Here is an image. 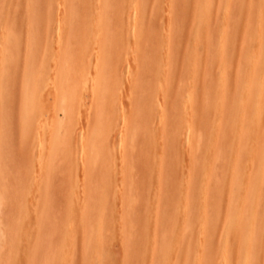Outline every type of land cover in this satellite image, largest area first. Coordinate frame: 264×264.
<instances>
[{
  "label": "rangeland",
  "instance_id": "1",
  "mask_svg": "<svg viewBox=\"0 0 264 264\" xmlns=\"http://www.w3.org/2000/svg\"><path fill=\"white\" fill-rule=\"evenodd\" d=\"M57 1L58 0H32L31 2V0H0V55L3 57V47L9 49V47L15 46L17 51H20L18 53L20 56L16 51V58L18 55L20 59L19 67L16 66L18 65L16 64L17 61L13 66L12 64L7 65L9 68H7L8 71L6 70V73H4V76H6L4 77V81H2L3 88H0V264H112L111 262H113V264H162V261L170 257L168 251L171 248H179L185 251L184 256L189 260H184L183 264H187L186 261H188V264L192 263L193 258L198 256L201 251L206 254V258L203 261L204 264H221L224 258L223 252L225 248H228L231 252L228 264H240V262L243 264L242 259L247 251V246L253 245L256 242L251 239L249 243H243L242 252H240L238 250L239 247L234 244L232 239L229 241V235L230 233H238L239 235L249 236L251 226L256 217L264 227V180L260 181L257 184L258 186L249 192L250 202L252 204H237L234 207L230 205L228 198L229 188L232 187L234 191L232 192L235 193L237 190V180L232 179L231 173L232 169L230 163H232V157L229 159V153L232 146L231 144H227L225 139H222L223 144L220 142L216 156L212 159V161H214L212 164L210 163L212 165V167L210 166L211 173L207 175L204 171L205 156H209L212 153L208 147L211 139L210 122L216 124L224 121L222 119L223 116L221 118L219 115L220 110H213L210 108L206 111L204 116H197L195 119L194 130L197 135L201 132L199 135L201 137L200 141L202 142L197 141L198 144L201 143V147L198 149L199 154L195 166L197 171L193 179L195 182L192 181L193 187L186 186V183H188L187 177L190 178V175L193 173L191 161V144L193 139L190 140L187 138L189 134L187 135L188 132L186 126H184V130L182 129V133L179 136L180 140L178 139L176 143L177 149L174 148L178 150L176 152V158L174 159L170 152H166V130L164 129L166 125L164 124L163 126L164 122L160 124L158 115L155 114L157 109L154 108V105L149 103L150 100H147L149 105H145L146 102L144 98L141 97L137 99L139 104H142V107L147 106V112L145 113L154 115L153 121L150 124L153 133L147 138V140L154 141L148 153V171L147 169H142L141 164L145 160L142 158L145 152L142 147L140 149L138 144L136 148L137 153H134V157H130V159H132H129L127 164V168L129 164L130 166L132 165L128 171L132 170L131 172L127 171L125 168L126 162H124V159L121 157L123 151L120 147L121 141L119 142L121 138H117V133L123 130L125 124V122L122 121L123 113L129 117L128 121L133 122L137 120V115L133 114L131 116L130 112L132 108L130 103L133 91L130 82L126 83L124 79V75L126 76L127 73L130 77H126L128 79L131 78V82L137 75L143 78L146 77L144 83L149 87H154V89H159V82L165 87L168 81H175L172 82L174 83V94L172 93V95L169 96V98L171 97L170 99H168L167 96V102L168 100L170 102L175 100V92H177V89H193V94L195 95V109H192V113L195 111L198 113L199 111L197 109L206 104L205 101L208 100L215 103L214 100L218 98V93L215 92V90L212 91L213 86L211 83L214 84L219 80L221 68L220 55L224 54L225 51L227 52L226 59L229 60L230 64L226 69L225 78L228 81V85L231 86L233 90L238 84L237 80L239 77L237 73L242 59V51L245 49L244 45H246V47L247 45H255L254 39L249 35L251 30L250 23L253 24L255 22L256 14L254 10H264V0H231L230 5H228L226 0H211L208 24L202 33L199 31V23L203 10H197L196 13L193 12L195 6H197L196 0H183V2L182 0H74L72 2L71 0H65V3L63 2L62 4L64 7L66 5V8L60 5L62 2L61 0L59 3ZM135 1H138V3ZM49 2H51V4ZM184 2L185 4H182ZM113 3L115 4L114 10L103 15V6L109 7V5ZM35 5L37 11H40L38 14H35L37 12H35ZM183 5H185L184 10L182 8ZM167 6H170L169 11L164 10L165 8L169 9ZM228 6L230 8L226 9ZM43 7L46 11L42 9ZM98 7H101V10L98 9ZM40 8L42 10H40ZM70 8L74 10V13L73 16H71L70 25H68ZM219 8H221L220 12L217 13ZM64 10H66L65 19ZM49 11L53 13L51 14V21L48 19ZM29 14L31 15L29 16ZM133 14L134 16L136 15V20L139 18L136 21L137 23L133 20ZM44 15L47 18H45ZM100 19H102L101 22ZM104 20H107L105 21L107 23H104ZM13 22L14 24H12ZM9 24L13 25L11 28L13 27L15 33L13 31V33L11 32L12 29ZM178 25H180V27L182 26V31L179 30L180 27H178ZM225 25H227V27H225ZM134 27L136 31L132 30ZM163 29H165L166 32ZM254 29L255 27L252 28L251 32H253ZM132 31L137 35L134 36L135 34H133ZM7 33L8 35L5 36ZM66 33L68 34L66 35ZM164 34H166V36L168 35L167 38L168 40L170 39L169 41L166 40V36L164 38ZM1 35L3 36L1 37ZM113 35L114 37H112ZM132 35L134 38L136 37L135 40ZM224 36L228 41V45L223 44ZM95 37H98L99 40ZM145 39L148 41L147 43H144L146 42ZM2 40L4 42H1ZM104 40H106L107 43L105 44L106 48L104 47L106 49L105 52L109 56L112 55L113 57H111L113 60L117 61H115V72L120 82H122L121 89L117 91L116 105H113V102H111L108 108L110 109L109 111L119 110L120 113H118L121 118H118L119 120L121 119V122L118 121V125H114L111 131V138H114V141L111 139V145L114 149L111 146V151L107 155L112 159H109L112 161L111 171H108V167L100 165L97 167L98 174H92L88 169L82 167L84 163L82 162V155L80 154L83 151L80 148L83 146L82 140H84V142L87 141L88 135L91 134L90 132L86 134L87 130H93L92 128L96 124L97 118H99L97 104L95 103L94 105V102H97L95 99L96 96L92 94L93 90L88 88L91 87L90 85H88V87L85 86L86 89L83 85L81 87L79 86L81 88L80 93H82V101H79V105L81 103L80 113L78 112V114L67 120V113L63 112L58 106L55 108L56 104H54V99L57 83L54 85L53 82L54 80L57 81V78L59 79V75L62 73L58 84V86L60 85L59 90H62L61 93L64 92L62 94H64L67 99H70L72 86L74 87L76 82L80 85L78 79L81 78L80 80H82L83 78L85 79V77L87 79V76L89 78L90 74V76L93 75L92 70L96 68L94 67V61L96 59L95 54L96 56H98L97 54H99V56L103 54L101 52L104 50H102L103 44L100 42ZM75 41L77 43L80 42L81 46L85 47L86 54L84 56L85 58L88 56V58L84 62L86 63L90 60L87 62L89 63V71L87 70L85 73L78 76L76 75L79 55L76 50L79 49V47H75ZM95 42L97 47L94 46ZM131 42L134 44V49ZM195 42H197V44ZM164 43L166 44L164 45ZM117 44H119V47ZM152 44L155 45V47ZM58 45L60 48L64 45L63 48L66 49V56H68L67 58L65 56L63 67L61 66L60 68L62 71L59 70L57 72V68L55 67H57V57L59 53ZM196 45H198V48ZM136 46L138 50H136ZM173 46L174 48H172ZM223 46L226 47L225 50H222ZM18 47L21 48L18 49ZM187 48L188 50H186ZM130 49L131 51H129ZM155 49L157 52H154ZM117 50L119 55H117ZM132 51L133 54L137 56H134L137 59L136 61L132 53L130 54ZM198 51L199 54H197ZM254 51L258 53L262 50L257 48ZM145 52L147 56H155V53L157 56L158 53L157 57L160 64L164 68H167L166 70L170 71V73L168 72V74L166 73L164 75L167 82L165 79L157 80L158 77L152 75L153 71H155L154 68L144 67L142 65L141 57ZM193 53L196 57L193 56ZM187 54L188 58L186 59L185 55ZM129 56L130 59H134V61H130ZM190 56H192L191 58H195L194 61L196 64V67L194 63L191 67L193 69L192 74L191 71L189 72L187 70V62L191 59ZM2 57H0V61L2 60V62H0V70L3 71ZM211 58H213V61ZM176 59L178 60V65ZM210 59L211 61H209ZM41 62H48L49 64L47 70L50 81H48L49 87L47 85V87L44 88V91L48 90L46 92L48 95L45 96V99L43 98L45 94H42L43 96L41 97H36L38 94L35 92L33 96L34 88L32 87V81L37 74L41 79H45L46 77L45 72H43L44 68L39 71ZM51 62H53V68L50 66ZM247 63L251 64L252 60L249 58ZM209 64H211L209 67L210 69L207 68ZM81 65L83 64H79L80 68ZM14 66H16L18 70ZM262 67L264 70V63ZM66 68L68 69L66 70ZM90 69H92V72H90ZM207 69L210 71L207 75L211 74L212 76H207L210 78L209 80H207L205 74L208 72ZM126 70H128L127 73ZM94 71L96 72V69H94ZM130 71L131 73L129 74ZM211 71L213 72L211 73ZM86 72L89 74L87 75ZM172 72H174V74ZM120 73L123 76H121ZM135 73L137 75H135ZM54 77L56 78L54 79ZM148 80H150V82ZM191 80H193V84H189ZM210 80L211 83H209ZM170 82H168V84ZM9 84H11V86ZM124 84H126V87L122 90ZM127 87H130V90H128L129 88ZM257 93L259 92L254 90V96H256ZM32 97H36L37 99L34 98L35 100H31ZM42 98L44 101L46 100L45 102L47 104ZM40 99L44 102L43 106H41L42 101H40ZM93 99H95V101ZM24 101H26L25 104H29L30 101H34L32 103H36L35 101H37V103L39 102L38 104L41 105L38 106V104H36V106L42 109V111L39 109L41 113L39 114L35 112V110H28V112L23 115L25 108ZM160 101L161 103H163V101L165 103L163 95H160L159 103ZM239 101V97H231L229 102L232 106L226 111L228 114L227 116L231 117L230 120L233 119L236 125L237 123L239 124L241 116L246 112V109L238 105ZM51 105L56 109V112L52 109ZM252 105H255V101H249V106ZM44 106L45 108L48 107L47 110H50V116L49 112L45 113L47 111L46 109L43 111ZM211 106L213 105L209 104V107ZM262 107L263 108L260 110H262L264 115V106ZM121 110H124V112ZM185 110L186 109H183L181 106L178 111L176 110L175 117L177 119H183L182 121L186 125L189 123L188 116L191 118L192 113L190 114V109H187V118ZM43 112L45 114H43ZM54 112H58L57 116ZM222 113H225V111ZM47 115L50 117L49 120ZM63 118L65 122L67 120L70 132L75 134L73 142L76 143L77 140L76 144L72 143L70 146L68 145L70 148L61 145V138L66 135V130L59 129L58 124H60ZM26 119H28L29 123L27 122V124H24L23 121L26 122ZM42 119L44 121H42ZM50 119L51 122H49ZM48 122L51 123L50 126ZM52 125H54L56 129L55 133H53L54 129ZM48 127L52 132L51 130L49 131ZM159 127H161L160 132L158 130ZM183 132H185L184 135ZM82 134H86L85 137ZM80 135L81 140L79 137ZM182 135L184 138L181 139V137H183ZM201 135H203V137ZM76 136H78V138ZM82 136L86 139H82ZM228 140L229 142L231 141L230 139ZM186 141L190 143V147L185 143ZM179 144L181 145L180 147ZM160 147L162 149L164 148L162 152H160ZM188 150H190V154ZM54 151L58 154H56V156L54 154L50 157V154L52 152L54 153ZM187 151L189 158L185 157ZM239 151L240 158L246 159L251 150L249 147H246L245 149H239ZM75 156L78 157L76 158ZM105 156L106 155H104L102 159H104ZM107 156L106 158H108ZM162 156L163 158H161ZM165 158H167L166 161L169 160L165 162V165L163 164L162 167L160 166L161 169H159L158 165L160 164V160ZM79 159H81V161ZM209 159L210 158H208V160ZM132 160L133 162H131ZM186 160L190 162V165H186ZM81 162L83 164H81ZM215 162L217 163L215 164ZM256 183L257 182L252 185ZM186 189H190L191 194L194 192L191 195L192 202L190 204L183 203L182 196H184ZM164 190L167 193H165ZM237 192H240V190ZM129 195H133L134 198L132 197L133 199H131L135 202L132 201L131 203L128 201L130 199ZM127 201L129 203H127ZM239 220L241 221L240 227H233L232 230L227 228V225L236 224ZM262 233V251L260 253L262 259H264V228H262ZM94 238H97L100 243L102 241V247H99V243L95 241L96 239L93 240ZM201 245L203 248L202 250L200 249ZM127 250H130L129 254ZM234 250L238 251V254L240 253L237 260L234 258ZM156 253L158 255L160 254L161 257L155 258L157 255ZM132 254H135L136 258ZM127 258L129 259L127 260ZM156 259H158L157 262H155ZM173 259L174 261L176 260L175 256H172V260ZM172 260L171 263H174Z\"/></svg>",
  "mask_w": 264,
  "mask_h": 264
},
{
  "label": "bare ground",
  "instance_id": "2",
  "mask_svg": "<svg viewBox=\"0 0 264 264\" xmlns=\"http://www.w3.org/2000/svg\"><path fill=\"white\" fill-rule=\"evenodd\" d=\"M59 1L60 0H58L57 2L59 3ZM62 1V2H61ZM60 2V5H62V7H64L63 6V2L65 1V0H61ZM72 1H74V0H71V2ZM186 1V0H185ZM197 1V6H195V8H194V13H196L197 12V10H203L202 12V16H200V23H199V31L202 33L204 30H205V28L207 27V24H208V14H209V11H210V2H211V0H196ZM227 1V3H228V5H230V3H231V0H226ZM31 2H32V0H31ZM70 2V3H71ZM135 2H137L138 3V1H135ZM169 2H171V1H169ZM182 2H183V0H182ZM50 4H51V2H49ZM58 3H57V5H58ZM65 3V2H64ZM97 3H99V2H97ZM115 3V2H114ZM111 4V5H109V7L108 6H103V11H102V13H103V15H105L107 12L109 13V11H111V10H114V5L115 4ZM49 4V5H50ZM95 4V3H94ZM134 4V3H133ZM182 4H185V2L184 3H182ZM33 5V4H32ZM93 5V4H92ZM136 5V4H135ZM167 5H171V4H167ZM47 6V5H46ZM59 6V5H58ZM99 6V5H98ZM101 6V5H100ZM50 7V6H49ZM53 7V6H52ZM93 7H94V5H93ZM96 7H97V5H96ZM167 7H169V9H167V8H165L164 10L165 11H169L170 10V6H167ZM184 7H185V5H183L182 6V8H183V10H184ZM221 7V6H220ZM59 8H61V7H59ZM64 8H66V5H65V7ZM230 7L228 6V8H226V9H229ZM33 9V8H32ZM35 9H36V5H35ZM39 9V8H38ZM42 9H44L45 10V8L43 7ZM41 8H40V10H42ZM53 9V8H52ZM63 9V8H62ZM95 9V8H94ZM93 9V10H94ZM98 9H100L101 10V7L99 8L98 7ZM98 9H96V10H98ZM129 9V8H128ZM167 9V10H166ZM220 9L221 8H219L218 10L219 11H217L216 9V11H217V13H219L220 12ZM100 10H98V11H100ZM215 10H213V11H215ZM37 11V9L35 10V12ZM46 11V10H45ZM66 10H64V12H65ZM212 11V12H213ZM226 11V10H225ZM229 11V10H228ZM30 12V11H29ZM38 12H40V11H37L35 14H38ZM44 12V11H43ZM42 12V13H43ZM96 12V11H95ZM101 12V11H100ZM69 19H68V25H70L69 23H70V21H71V16H73V13H74V10L73 9H71L70 8V10H69ZM111 13V12H110ZM170 13V12H169ZM199 13V12H198ZM201 13V12H200ZM254 13L256 14V17H255V22L253 23V24H251L250 23V28H251V30H252V28L253 27H255V29L253 30V32H251V30H250V33H249V35H251V37L254 39V41H255V45H247V47H246V45H244L245 46V49L242 51V59H241V61H240V64H239V69H238V73H237V76L239 77V79L237 80L238 81V84H237V86L236 87H234V89L232 90L231 89V86H229L228 85V81H227V79L225 78V73H226V69H227V67L230 65L229 64V60L228 59H226V53L227 52H225L224 51V54H221L220 55V58H221V68H220V77H219V80L216 82V83H211V80H212V78H211V80H210V82L209 83H211L212 84V91H214L215 90V92H217L218 93V98H216L214 101H215V103H212L211 101H205L206 102V104H204V105H202L201 107H199V109H197L199 112L197 113V111H195L194 113H192V109H195V95L193 94V89L192 90H189V88H188V90L187 89H185V90H182V89H177V92H175V100H173V101H169L168 100V102H167V96H168V99H170L169 98V96H171L172 95V93L174 92V83H172V82H175V81H168V82H170L169 84H168V82H167V80H166V77L164 76L166 73L168 74V72L170 73V71L169 70H166L167 68H164L161 64H160V62H159V60H158V53H157V56H156V53H155V56L153 55H150V56H147L146 54V52L144 53V55H142V57H141V60H142V65L145 67H152V68H154V70L155 71H153V74L152 75H154V76H156V77H158L157 78V80H162V79H165L166 80V82H167V86L165 85V87H163L161 84L162 83H160L159 82V89H154V87L152 88L151 86L149 87L148 85H146V83H144V80H145V78H143L142 76H138L136 73H135V75H137V76H135V78H133L134 80L131 82L130 80H131V78L130 79H128L126 76H128V77H130L129 75H128V73H127V71L128 70H126V73H127V75L125 76L124 75V79H125V81H126V83H129L130 82V85H131V89H132V91H133V96H132V99H131V110H130V112H131V116L133 115V114H136L137 115V120H135V121H133V122H131V121H128V119H129V117L128 116H126V114H122V121L123 122H125V124H124V126H123V130L121 131V132H118L117 133V138L119 139V137L121 138V140L119 139V142H120V144L122 145H120V147L122 148V154H121V157L124 159V162H126V169H127V171H128V169H130V167L132 166H130V164L128 165L129 167L127 168V164H128V160L130 159V157H134V155L137 153L136 152V148H137V144L139 145V147H140V149H141V147H142V149H143V151L145 152V154H144V157L143 156H141V157H143L142 159H145L144 160V162L141 164L142 165V169H147L149 166H148V163H149V160L147 159L148 158V153H149V151L151 150V147L153 146V142L154 141H152V140H147V138L150 136V134H152L153 132V130H152V128H151V126H150V124H151V122L153 121V116L154 115H150L149 113H145V112H147V106H141L142 104H139V101L137 100V99H139V98H144V100H145V102H146V104L145 105H149V103L150 104H152V105H154V108L155 109H157L156 110V113L155 114H157L158 115V119H159V121H160V124H161V122H164L163 123V126H164V124L166 125L165 126V130H166V134H165V138H166V144H165V146L167 147V150H166V152L168 151V152H170V154L174 157V159L176 158V152L178 151V150H175L174 148H176V143H177V141H178V139H179V136L181 135V133H182V129L184 130V126H186V130H187V135L189 134V136H187V138H189L190 140L191 139H193V142H192V144H191V149H192V159H191V161H192V165H193V173L190 175V178H188L187 177V179H188V183H186V186H191V187H193L192 185V181H193V179H194V177H195V175H196V161H197V156H198V154H199V147H201V143L200 144H198V142L200 141V135H199V133L201 134V132H199L198 133V135L196 134V131L194 130V126H195V119H196V117L198 116H204L205 115V113H206V111L208 110V109H210V108H212L213 110H217V109H219L220 110V117L222 118V116H223V122H219V123H212V122H210V129H211V139H210V141H209V145H208V147H209V149L211 150V155H209V156H205V160H204V162H205V164H204V166H203V169H204V171L206 172V174L207 175H209L210 173H211V167H212V162L214 161H212V159L216 156V153H217V150H218V147L220 146V142L222 143L223 141H222V139L224 140L225 139V141H226V143L227 144H231V148H230V153H229V159L232 157V159H231V161H232V163H230V166H231V169H232V179H234V180H237V190H236V192L235 193H233L234 191L232 190V187H230L229 188V203H230V205L231 206H236L237 204H252L251 202H250V197H249V192L250 191H252L253 189H255L258 185V183L260 182V181H263L264 179V175H263V173H264V115H263V113H262V110H260V109H262L263 107L262 106H264V70H263V67H262V64L264 63V10L262 9V10H254ZM46 14V13H45ZM51 14H53V13H51V11H49V13H48V19L51 21L52 20V17H51ZM58 14V13H57ZM118 14V13H117ZM135 14V13H134ZM134 14H133V16H134ZM171 14V13H170ZM228 14H229V12H228ZM228 14H227V17H228ZM31 14H29V16H30ZM65 15H66V12L64 13V19H65ZM116 15V14H115ZM201 15V14H200ZM11 16V15H10ZM9 16V17H10ZM45 16V15H44ZM57 16V15H56ZM170 16V15H169ZM224 16V15H223ZM164 17H166V16H164ZM226 17V18H227ZM30 18V17H29ZM45 18H47L46 16H45ZM44 18V19H45ZM137 18H138V14H137ZM16 19V18H15ZM61 19V18H60ZM63 19V20H64ZM139 19V18H138ZM137 19V20H138ZM133 20H135L134 22H136L137 20H136V15L133 17ZM169 20V19H168ZM170 20H171V18H170ZM228 20V19H227ZM239 20V19H238ZM102 21V19H100V22ZM105 21H107V20H104L103 22L104 23H107V22H105ZM130 21V20H129ZM61 22H62V20H61ZM127 22V21H126ZM167 22V21H166ZM165 22V23H166ZM247 22V21H246ZM10 23V22H9ZM53 23V22H52ZM124 23V22H123ZM137 23V22H136ZM171 23V22H170ZM180 23V22H179ZM182 23V22H181ZM8 24V23H7ZM12 24H14V22L12 23ZM173 24H175V23H173ZM10 25V24H9ZM27 25V24H26ZM67 25V24H66ZM105 25V24H104ZM166 25H167V23H166ZM166 25H164V26H166ZM171 25V24H170ZM11 26H13V25H10V28H11ZM107 27H108V25H107ZM151 27V26H150ZM154 27V26H153ZM178 27H180V25H178ZM182 27V26H181ZM181 27H180V29L179 30H181ZM225 27H227V25H225ZM7 28V27H6ZM16 28V27H15ZM97 28V27H96ZM96 28H95V30H96ZM159 28V27H158ZM158 28H156V29H158ZM224 28V27H223ZM2 29V28H1ZM12 29V30H11ZM10 30H11V32L13 31V27L11 28ZM156 29H155V31H156ZM166 29V28H165ZM165 29H163L164 31H165ZM170 29V28H169ZM168 29V30H169ZM174 29V28H173ZM132 30H134V31H136V29H135V27H134V29H132ZM142 30V29H141ZM146 30H147V28H146ZM154 30V29H153ZM171 30V29H170ZM183 30V29H182ZM181 30V31H182ZM134 31H132V33L134 32ZM223 31V30H222ZM3 32V31H2ZM10 32V33H11ZM14 32V31H13ZM12 32V33H13ZM96 32V31H95ZM127 32V31H126ZM125 32V33H126ZM148 32V31H147ZM154 32V31H153ZM157 32V31H156ZM166 32V31H165ZM164 32V33H165ZM168 32H170V31H168ZM225 32H226V29H225ZM249 32V31H248ZM15 33V32H14ZM60 33H61V31H60ZM74 33V32H73ZM128 33V32H127ZM223 33V32H222ZM28 34H29V31H28ZM68 33H66V35H67ZM69 34H70V32H69ZM133 34H135L134 36H136L137 34L136 33H133ZM148 34H150V33H148ZM156 34V33H155ZM8 35V33L7 34H5V36H7ZM179 35V34H178ZM3 35H1V37H2ZM133 36V35H132ZM134 36H133V38H134ZM165 36H166V34H164V38H165ZM168 36V35H167ZM167 36H166V40L167 41H169L168 40V38H167ZM169 36H170V33H169ZM248 36V35H247ZM71 37V36H70ZM112 37H114V35L112 36ZM175 37H177V36H175ZM67 38V37H66ZM95 38H97L98 39V37H95ZM116 38V37H115ZM136 38V37H135ZM135 38H134V40H135ZM145 38H148V37H145ZM170 38V37H169ZM202 38V37H201ZM6 39V38H5ZM157 39V38H156ZM182 39V38H181ZM250 39V38H249ZM94 40V39H93ZM99 40V39H98ZM114 40H117V39H114ZM146 40V39H145ZM165 40V39H164ZM195 40V39H194ZM9 41V40H8ZM60 41V40H59ZM62 41V40H61ZM127 41V40H126ZM223 41H224V45H228V41H227V39L225 38V36L223 37ZM246 41V40H245ZM1 42H4L3 40L1 41ZM63 42V41H62ZM61 42V43H62ZM71 42V41H70ZM90 42V41H89ZM88 42V43H89ZM100 42V41H99ZM108 42V41H107ZM133 42V41H132ZM131 42V45H133L132 47H133V49L135 48L134 47V44L133 43H135V42H133L132 43ZM148 41L146 40V42H144V43H147ZM197 42H198V40H197ZM197 42H195L196 44H197ZM247 42H249V41H247ZM76 41H75V43H74V45H75V47H79V49H77L76 51H78V55H79V57H78V69H77V75L76 76H78V75H80V74H83V73H85V71H87L88 70V66H89V63H87V62H89V61H87L86 63L84 62L87 58H88V56H87V58H85V54H86V50H85V47H82L81 46V44H80V42H78L77 43V45H76ZM83 43H84V41H83ZM86 43V42H85ZM100 43H102L103 44V48H102V50L103 51H101L102 53H100V54H102V55H100L99 56V54H97L98 56H96V54H95V57H96V59H95V61H94V67H96V68H94V69H96V72L94 71V69L92 70V69H90V72H92L93 71V75H94V73H95V75L93 76H90L89 75V78H88V72H86V76H87V79H86V77H85V79L83 78L82 80H80V79H78L77 81H78V83L80 84V85H78L77 84V82L75 83L76 85L73 87L72 86V90H71V97H70V99H67V97L64 95V94H62V93H64V92H62L61 93V91L59 90L60 88H59V86H58V84H59V82H60V76H61V74L59 75V79L57 78V81H55L54 80V85L57 83V86L55 87L56 89H55V103L54 104H56V106H55V108L58 106L61 110H63V112H65V113H67V120L68 119H70L71 117H73L74 115H76V114H78V112L80 113V105H81V103H80V105H79V101L81 100V95H82V93H80L81 92V86L83 85V87L85 88V86H87L88 87V85H90L91 87H88V88H91L93 91H92V94H94V96H96V101L97 102H94L95 101V99H93L94 101V105H95V103L97 104V112H98V114H99V118H97L98 120H97V122H96V124L93 126V130H91V131H88L87 130V132H86V134H89V132L91 133V134H89L88 135V138L86 139V138H83V136H82V139H86L87 141H85L84 142V140H82L83 142H82V145L83 146H81V150L83 151L80 155H82L81 157H82V162L84 163H82L81 162V164H83L84 166H82V167H85L86 169H88L89 170V172L90 173H92V174H98V166H100V165H103L104 167H108V171H111V168H112V161H110V160H112V159H110L109 158V156H107L108 155V153L111 151V142H112V140L114 139H112L111 138V131L113 130V128H114V125L116 126V124L118 125V121H120L119 120V118L118 117H120L121 118V116H120V112H119V110L117 111V110H113V111H109L110 109L108 108V106H109V104L111 103V102H113V105L115 104L116 105V99H117V91L119 90V89H121V85H122V82H120V80H119V78H118V75H117V73L115 72V64H116V60H113V56L111 57V56H109V55H107L106 54V52H105V48H106V45L105 44H107L106 43V40H104L103 42H100ZM114 43V42H113ZM142 43V42H141ZM154 43V42H153ZM194 43V44H195ZM58 44H59V42H58ZM63 44V43H62ZM78 44H80V45H78ZM99 44V43H98ZM156 44H157V42H156ZM166 43H164V45H165ZM180 44V43H179ZM235 44V43H234ZM252 44V43H251ZM60 45V44H59ZM58 45V46H59ZM84 45V44H83ZM86 45V44H85ZM89 45V44H88ZM114 45V44H113ZM116 45V44H115ZM118 45V47H119V44H117ZM153 45V44H152ZM159 45V44H158ZM168 45V44H167ZM166 45V46H167ZM175 45V44H174ZM63 47H64V45H62ZM87 46V45H86ZM90 46V45H89ZM94 46H96V42H95V45ZM144 46V45H143ZM146 46V45H145ZM151 46V45H150ZM154 47H155V45H153ZM170 46V45H169ZM168 46V47H169ZM197 46V48H198V45H196ZM63 47H61L60 48V46H59V53H58V57H57V67H55V68H57V72L60 70V71H62V69H60L61 68V66L63 67V61H64V59H65V56H66V49L65 48H63ZM97 47V46H96ZM96 47H94V48H96ZM98 47H99V45H98ZM101 47V46H100ZM105 47V48H104ZM108 47V46H107ZM137 47V46H136ZM141 47V46H140ZM148 47V46H147ZM146 47V48H147ZM158 47V46H157ZM19 48H21V47H18V49ZM131 48V47H130ZM166 48V47H165ZM172 48H174V46L172 47ZM180 48H181V46H180ZM225 46H223V48H222V50H225ZM234 48V47H233ZM261 49L262 51L261 52H255L254 50L255 49ZM132 49V48H131ZM131 49L129 50V51H131ZM132 49V50H133ZM93 50V49H92ZM136 50H138V47H137V49ZM151 50V49H150ZM166 50V49H165ZM176 50V49H175ZM175 50H174V52H175ZM186 50H188V48L186 49ZM16 51H17V48L14 46H11V47H9V49L8 48H5V47H3L2 48V55H3V57L0 55V57H2V59H3V66H2V68H3V71L2 70H0V72H1V74H0V88L2 87L3 88V82L2 81H4V77L6 76H4V73H6V70L8 71V69L7 68H9L7 65L8 64H12V66L14 65V63L17 61V63L16 64H18V65H16L17 67H19V65H20V59H19V52L17 51V54L19 55H17V58H16ZM140 51V50H139ZM146 51H147V49H146ZM154 51V50H153ZM153 51H152V54H153ZM162 51H164V50H162ZM185 51V50H184ZM230 51V50H229ZM0 52H1V50H0ZM117 52H118V50H117ZM128 52V51H127ZM126 52V53H127ZM137 52V51H136ZM141 52H142V50H141ZM154 52H157L156 51V49H155V51ZM166 52H168V51H166ZM186 52V51H185ZM233 52V51H232ZM22 53H23V51H22ZM114 53V52H113ZM115 53H116V51H115ZM132 53V55H133V57L134 56H136V55H134L133 54V51L132 52H130V54ZM135 53V52H134ZM151 53V52H150ZM164 53V52H163ZM195 53V52H194ZM193 53V56L194 57H196L195 56V54ZM1 54V53H0ZM129 54V55H130ZM179 54V53H178ZM197 54H199V51H198V53ZM117 55H119V52H118V54ZM165 55V54H164ZM37 56V55H36ZM68 56V55H67ZM67 56H66V58H67ZM90 56V55H89ZM127 56H128V54H127ZM176 56V55H175ZM179 56V55H178ZM186 57V59L188 58V54L187 55H185ZM198 56V55H197ZM132 57V56H131ZM132 57V58H133ZM137 57V56H136ZM136 57H134L135 58V61L137 60L136 59ZM166 57V56H165ZM192 56H190V58H191ZM85 58V59H84ZM116 58H117V56H116ZM126 59H128L127 57H125ZM173 58H174V55H173ZM205 58V57H204ZM251 59L252 60V63L251 64H249V63H247V61H248V59ZM1 59V58H0ZM17 59V60H16ZM36 59H37V57H36ZM35 59V60H36ZM118 59H119V56H118ZM124 59V58H123ZM125 59V60H126ZM129 59H130V56H129ZM128 59V60H129ZM178 59V58H177ZM176 59V60H177ZM212 59V61H213V58H211ZM211 59L209 60V61H211ZM52 60V59H51ZM166 60V59H165ZM195 58H191V59H189L188 60V62H187V65H188V71L190 72L191 71V74H192V65H193V63H194V66L196 65L195 64ZM205 60V59H204ZM53 61V60H52ZM68 61V60H67ZM66 61V62H67ZM116 61V62H115ZM130 61H134V59L132 60V59H130ZM163 61V60H162ZM174 61V60H173ZM173 61H172V64H173ZM0 62H2V60L0 61ZM19 62V63H18ZM55 62V61H54ZM84 62V63H83ZM127 62V61H126ZM175 62V61H174ZM119 63V62H118ZM128 63V62H127ZM130 63V62H129ZM166 63V62H165ZM206 63V62H205ZM209 63H211V62H209ZM214 63V62H213ZM1 64V63H0ZM53 64V62H51V67L53 68L54 66L52 65ZM65 64V63H64ZM79 64H83V65H81V68H80V66H79ZM125 64V63H124ZM123 64V66L125 67V65ZM168 64H169V62H168ZM212 64V63H211ZM211 64H209L208 65V67L207 68H209L210 67V65ZM30 65V64H29ZM67 65H68V63H67ZM93 65V64H92ZM91 65V66H92ZM122 65V64H121ZM177 65H178V60H177ZM11 66V67H12ZM16 66H14L17 70H18V68L16 67ZM65 66H66V64H65ZM65 66H64V68H65ZM127 66H128V64H127ZM193 66V67H194ZM204 66V65H203ZM13 67V68H14ZM33 67V66H32ZM48 67H49V64H48V62H46V63H42L41 62V64H40V69H39V71H41L43 68V72H45V74H46V77H45V79L43 78V79H41V78H39L38 77V74L34 77V79H33V81H32V87L34 88L33 90H34V93H33V96L35 95V92L38 94V96H36V97H41V96H43L44 94V99H45V96L46 95H48V94H46V92L48 91V90H45L44 91V88L45 87H47V85H48V87H49V82L48 81H50L49 79V75H48ZM70 67V66H69ZM175 67H177V66H175ZM196 67V66H195ZM1 68V69H2ZM54 68V69H55ZM93 68V67H92ZM117 68V67H116ZM119 68V67H118ZM187 68V67H186ZM68 68H66V70H67ZM71 69V68H70ZM120 69V68H119ZM205 69V68H204ZM210 69V68H209ZM52 70V69H51ZM79 70V71H78ZM92 70V71H91ZM130 70V69H129ZM174 70V69H173ZM186 70V69H185ZM28 71V70H27ZM71 71V70H70ZM89 71V70H88ZM123 71V70H122ZM207 71L208 72H206L205 74H206V78H207V80H209L210 78H208L207 76H211V74L210 75H207L210 71L207 69ZM26 72V71H25ZM55 72V71H54ZM56 72V73H57ZM68 72V71H67ZM118 72V71H117ZM186 72V71H185ZM184 72V74L186 75V73ZM213 71H211V73H212ZM52 73H53V71H52ZM131 73V71L129 72V74ZM173 74H174V72H172ZM27 74V73H26ZM125 74V73H124ZM183 74V73H182ZM183 74V75H184ZM30 75H32V74H30ZM75 75V74H74ZM120 75H121V73H120ZM180 75V74H179ZM184 75V76H185ZM54 76H55V74H54ZM65 76H66V74H65ZM85 76V75H84ZM121 76H123V75H121ZM150 76H151V74H150ZM150 76H148V77H150ZM183 76V77H184ZM83 77V76H82ZM128 79V82H127V79ZM165 77V78H164ZM212 77V76H211ZM56 77H54V79H55ZM120 78H122V77H120ZM152 78V77H151ZM174 78H175V76H174ZM182 78V77H181ZM75 79V78H74ZM150 79V78H149ZM182 79H184V78H182ZM62 81H64V80H62ZM149 82H150V80H148ZM148 81H147V83H148ZM151 81H152V79H151ZM182 81V80H181ZM52 82V81H51ZM146 82V81H145ZM166 82H165V84H166ZM186 82V81H185ZM4 83H6V82H4ZM53 83H52V85H53ZM64 83V82H63ZM51 84V83H50ZM119 84V85H118ZM149 84V83H148ZM189 84H193V80H191V83H189ZM2 85V86H1ZM4 85H6V84H4ZM10 86H11V84H9ZM26 85V84H25ZM69 85V84H68ZM117 85V86H116ZM126 84H124V87H123V89L122 90H124L125 89V86ZM128 85V84H127ZM130 85H128V86H130ZM145 85H146V87H145ZM181 85V84H180ZM180 85H179V87H180ZM185 85V84H184ZM8 86V85H7ZM28 86V85H27ZM30 86V85H29ZM80 86V87H79ZM25 87V86H24ZM183 87V86H182ZM181 87V88H182ZM8 88V87H7ZM127 88H129L128 90H130V87H127ZM176 88V87H175ZM27 89H29V88H27ZM47 89V88H46ZM86 89V88H85ZM207 89V88H206ZM211 89V88H210ZM209 89V90H210ZM90 90V89H89ZM127 90V89H126ZM254 90H257V92H259V93H257L256 94V96H254ZM44 91V92H43ZM161 93H160V92ZM70 92V91H69ZM131 93V92H130ZM210 93V92H209ZM31 94V93H30ZM36 94V95H37ZM43 94V95H42ZM174 94V93H173ZM50 95V94H49ZM160 95H163V100L165 99V103H164V101H163V103H161V101H160V103H159V100H160ZM206 95H207V92H206ZM53 96V95H52ZM25 97H27V96H25ZM36 97H32V99L31 100H35L34 98H36ZM47 97H50V96H47ZM93 97V96H92ZM231 97H233V98H235V97H239L240 98V101L238 102V105H240L241 107H243L244 109H246V112H245V114L244 115H242L241 116V118H240V120H239V124L237 123V125L236 124H234L235 123V121L232 119V120H230L231 119V117H229V116H227L228 114L226 113V111L228 110V108L230 107V106H232L231 104H230V102H229V100H230V98ZM42 98V99H43ZM162 98V97H161ZM37 99V98H36ZM44 99H43V101H44ZM119 100V99H118ZM147 100H150L149 101V103L147 102ZM38 101V100H37ZM37 101H35L36 103H32V102H34V101H30V103L28 104H25V102L26 101H24V104H25V108H24V113H23V115L24 114H26V112H28V110H35V112H38L39 114L41 113L40 111H42V109L41 108H37V106H36V104H38L37 103ZM40 101H42L41 99H40ZM42 101V105L41 106H43V104H44V102L46 101H44L43 102ZM82 101V100H81ZM249 101H255V105H252V106H249ZM28 102V101H27ZM84 102V101H83ZM120 102V101H119ZM126 102V101H125ZM46 103V102H45ZM148 103V104H147ZM13 104V103H12ZM47 104V103H46ZM45 104V105H46ZM52 104V103H51ZM54 104H53V106H54ZM124 104V103H123ZM127 104V103H126ZM209 104H212L213 106H211V107H209ZM11 105V104H10ZM15 105V104H14ZM19 105V104H18ZM39 104H38V106H40ZM49 105V104H48ZM47 105V106H48ZM83 105V104H82ZM11 106H13V105H11ZM52 106V105H51ZM50 106V107H51ZM53 106H52V109H54L53 108ZM151 106V105H150ZM183 107V109H190V114L192 113V116H191V118H190V116H188V113H187V111L185 110V112L187 113L186 114V117L188 116L189 117V119H188V121H189V123H188V121H187V123L188 124H184L183 123V119L181 120V119H177L176 117H175V112H176V110L178 111V109H180V107ZM10 107V106H9ZM43 108V107H42ZM48 108V107H47ZM47 108H45V106H44V109H43V111L46 109L47 110ZM83 108H85V107H83ZM108 108V109H107ZM9 109V108H8ZM11 109V108H10ZM39 109H40V111H39ZM51 109V108H50ZM128 109H129V107H128ZM55 110V112H56V109H54ZM58 110V109H57ZM90 110V109H89ZM15 111H17V110H15ZM122 111V110H121ZM225 111V113H222V112H224ZM47 112H49V116H50V110H47L45 113H47ZM54 112V114H56V116H57V113L59 112H57V113H55ZM61 112V111H60ZM119 112V113H118ZM122 112H124V110L122 111ZM189 112V111H188ZM44 112H43V114H45ZM147 114V115H146ZM22 115V116H23ZM184 115V114H183ZM48 116V115H47ZM48 116V120H49V117ZM227 116V117H226ZM42 117H43V115H42ZM45 117V116H44ZM54 117V116H53ZM96 117H97V115H96ZM187 117V118H188ZM52 118V117H51ZM54 118H56V117H54ZM64 118H65V116H64ZM64 118H63V120L62 121H64ZM45 119V118H44ZM75 119V118H74ZM73 119V120H74ZM226 119V120H225ZM46 120V119H45ZM59 120H61V119H59ZM66 120V119H65ZM67 120H66V122L64 121V122H60V124H58V128L60 129H64V130H66V135L65 136H63V138H61L62 139V141H61V145H63L64 147H66V146H70V144H72V143H75V142H73L74 141V139H75V134H73L72 132H70V129H69V127H68V124H67ZM206 120V119H205ZM42 121H44L43 119H42ZM79 121V120H78ZM88 121V120H87ZM158 121V122H159ZM27 122H28V119H26V122L25 121H23V123L24 124H27ZM45 122H47V121H45ZM45 122H44V124H45ZM49 122H51V119H50V121ZM48 122V124H49V126H50V124L51 123H49ZM54 122V121H53ZM121 122V121H120ZM122 122V123H123ZM202 122V121H201ZM29 123V122H28ZM55 123V122H54ZM47 124V125H48ZM56 124V125H57ZM120 124V123H119ZM123 125V124H122ZM159 125V124H158ZM53 126V133H55L56 132V129L54 128V125H52ZM87 126H90V125H87ZM120 127V126H119ZM158 127V126H157ZM157 127H156V129H157ZM208 127V126H207ZM49 128V127H48ZM52 128V127H51ZM88 128V127H87ZM160 128L161 127H159V132H160ZM117 129V128H116ZM51 129L49 128V131H50ZM58 130V129H57ZM90 130V129H89ZM115 130V129H114ZM61 131H63V130H61ZM157 131V130H156ZM51 132H52V130H51ZM161 132H163V131H161ZM39 133V132H38ZM49 133V132H48ZM184 133L185 132H183V135H184ZM77 134V133H76ZM86 134H82V135H84V137H85V135ZM182 135V136H183ZM202 137H203V135H201ZM77 138H78V136H76ZM80 137V140H81V135L79 136ZM229 137V138H228ZM76 138V139H77ZM163 138V137H162ZM182 138H184V136L183 137H181V139ZM112 139V140H111ZM228 139H230L231 141L229 142V140ZM180 140V139H179ZM114 141V140H113ZM183 141V140H182ZM181 141V142H182ZM187 141H188V139H187ZM185 142V143H187V145L190 147V143L189 142ZM198 141V142H197ZM81 142V141H80ZM117 142V141H116ZM161 142H162V140H161ZM160 142V143H161ZM200 142H202V141H200ZM76 143H77V140H76ZM75 143V144H76ZM163 144V143H162ZM223 144V143H222ZM81 145V144H80ZM200 145V146H199ZM68 146V147H69ZM98 146V147H97ZM181 145L179 144V147H180ZM188 146H186L187 148H189ZM60 147V146H59ZM84 147V148H83ZM113 147V146H112ZM163 147H164V145H163ZM246 147H249L250 148V154H249V156L246 158V159H241L240 158V151H239V149H245ZM70 148V147H69ZM97 148V149H96ZM154 148V147H153ZM113 149H114V147H113ZM160 149V152H162V150H164V148L162 149L161 147L159 148ZM177 149V148H176ZM179 149H181V148H179ZM190 149V148H189ZM59 150V149H58ZM222 150V149H221ZM56 151V150H55ZM54 151V153L52 152L50 155V157H52L54 154H55V156H56V154H58V153H56ZM60 151V150H59ZM69 151H70V149H69ZM186 151V150H185ZM184 151V152H185ZM189 151V154H190V150H188ZM188 151H187V153H185V157L186 158H189V156H188ZM120 152V151H119ZM136 152V153H135ZM182 152V151H181ZM180 152V153H181ZM135 153V154H134ZM163 153H164V151H163ZM163 153H162V155H163ZM208 153H209V151H208ZM219 153V152H218ZM166 155H168L167 153H165ZM169 154V155H170ZM183 154V153H182ZM225 154V153H224ZM104 155H106L108 158H106V156H105V158L104 159H102L103 158V156ZM142 155V154H141ZM146 155V156H145ZM152 155H153V153H152ZM221 155V154H220ZM54 156V157H55ZM102 156V157H101ZM165 156V155H164ZM76 158L78 157V156H75ZM139 157H140V155H139ZM157 157H158V155H157ZM121 158V159H122ZM135 158H136V156H135ZM161 158H163V156L161 157ZM168 158V157H167ZM167 158H165V159H161L160 160V164H159V162H158V166H159V169H161L160 168V166L162 167L163 166V164L165 165V162H167L166 161V159ZM185 158V159H186ZM208 158H210L209 160H208ZM107 159V160H106ZM110 159V160H109ZM120 159V160H121ZM122 159V160H123ZM132 159V158H131ZM130 159V160H131ZM158 159H159V157H158ZM157 159V160H158ZM76 160V159H75ZM80 161H81V159H79ZM136 160H138V159H136ZM140 160V159H139ZM188 160V159H187ZM186 160V161H187ZM211 161V162H210ZM220 161H221V159H220ZM219 161V162H220ZM225 161V160H224ZM123 162V163H124ZM131 162H133V160L131 161ZM148 162V163H147ZM157 162V161H156ZM173 162V161H172ZM183 162H185V161H183ZM189 161H187L186 162V165L187 164H189L190 165V162L188 163ZM218 162V161H217ZM217 162H215V164L217 163ZM121 163V162H120ZM211 163V164H210ZM80 164V165H81ZM132 164V163H131ZM168 164V163H167ZM214 164V165H215ZM70 165V164H69ZM138 166V165H137ZM157 166V165H156ZM155 166V167H156ZM157 166V167H158ZM211 166V167H210ZM218 166V165H217ZM70 167V166H69ZM80 167V166H79ZM120 167V166H119ZM188 167V166H187ZM200 167V166H199ZM216 167V166H215ZM214 167V168H215ZM134 168V167H133ZM69 169H71V168H69ZM163 169V168H162ZM186 169V168H185ZM190 169V168H189ZM188 169V170H189ZM100 170V169H99ZM132 170V169H131ZM131 170H129L130 172H131ZM176 170V169H175ZM187 170V169H186ZM221 170H223V169H221ZM128 171V172H129ZM135 171V170H134ZM139 171V170H138ZM147 171H148V169H147ZM165 171V170H164ZM190 171V170H189ZM133 172V171H132ZM119 173V172H118ZM173 173V172H172ZM176 173V172H175ZM185 173V172H184ZM190 173V172H189ZM216 173V172H215ZM178 174V173H177ZM177 174H176V176H177ZM131 175V174H130ZM141 175V174H140ZM168 175V174H167ZM166 175V176H167ZM173 176V175H172ZM185 176V175H184ZM187 176H188V174H187ZM186 177V176H185ZM134 178V177H133ZM132 178V179H133ZM137 178V177H136ZM159 178V177H158ZM161 178V177H160ZM171 180V179H170ZM131 182H132V180H131ZM175 182V181H174ZM193 182H195V181H193ZM255 182H257L255 185H252V184H254ZM157 183V182H156ZM159 183V182H158ZM185 183V182H184ZM195 184V183H194ZM239 184V185H238ZM160 185V184H159ZM166 185V184H165ZM185 186V185H184ZM195 186V185H194ZM235 186V185H234ZM74 187H76V186H74ZM159 187V186H158ZM183 187V186H182ZM236 187V186H235ZM85 188V187H84ZM161 188V187H160ZM15 189V188H14ZM76 189V188H75ZM193 189V188H192ZM236 189V188H235ZM240 190V192H237V191H239ZM76 191V190H75ZM233 191V192H232ZM140 192V191H139ZM164 192H165V190H164ZM193 192V191H192ZM165 193H167V192H165ZM182 193V192H181ZM194 193V192H193ZM192 193V194H193ZM130 194V193H129ZM191 192H190V189H186V192H185V194H184V196H182L183 197V203H185V204H190L191 202H192V197H191ZM131 195V194H130ZM129 195V198L131 199L132 197H133V195L132 196H130ZM128 198V199H129ZM134 198V197H133ZM132 198V199H133ZM136 198H139V197H136ZM128 200V201H130L131 203H132V201H134V200ZM163 199H164V197H163ZM4 200V199H3ZM3 200H2V202H3ZM127 201V203H129ZM227 201H228V199H227ZM135 202V201H134ZM136 202H137V200H136ZM37 204V203H36ZM134 204H137V203H134ZM180 204H182V203H180ZM240 224H241V221L239 220L236 224H229V225H227V228L229 229V230H232V228L234 227H236V226H238V227H240ZM262 228H264L263 227V225H262V223L258 220V218L256 217V219L253 221V224H252V226H251V229H250V233H249V236H245V235H239L238 233H230V235H229V241H231V239H232V241L234 242V244L235 245H237L238 247H239V251L240 252H242V247H243V243H249V241L251 240V239H253V240H255V242L256 243H254L253 245H249V246H247V248H246V253H245V255H244V258L242 259V262H243V264H264V259H262V256H261V251H262V245H261V239H262V235H263V233H262ZM68 232V231H67ZM123 232V231H122ZM230 232V231H229ZM28 236V235H27ZM123 236V235H122ZM129 237V236H128ZM99 239H101L100 237H98ZM130 238V237H129ZM96 239V240H95ZM93 240H95L96 242H98V239L97 238H94ZM115 241V240H114ZM70 242V241H69ZM99 243V247H102L101 245H102V241H101V243L100 242H98ZM6 244V243H5ZM123 245V244H122ZM129 246V245H128ZM98 247V248H99ZM100 249V248H99ZM200 249L202 250L203 248H202V245L200 246ZM0 250H1V247H0ZM128 251V250H127ZM130 251V250H129ZM129 251H128V254H129ZM235 251V250H234ZM184 250H182V249H179V248H171L169 251H168V255L170 256L167 260H164V261H162L163 263L162 264H183V261L184 260H189V259H186V257L184 256ZM99 253H101V252H99ZM33 254H34V252H33ZM135 254H137V253H135ZM135 254H132V255H134V257L136 258V256H135ZM157 254V253H156ZM230 254H231V252L228 250V248H225V250H224V252H223V260H222V262H221V264H228L229 263V258H230ZM238 251H235V254H234V258H235V260H237L238 258H239V256H240V253L238 254ZM98 256V255H97ZM129 256H131V255H129ZM159 256H160V254L158 255H156V257L155 258H159ZM172 256H175V261H174V259L172 260ZM45 257V256H44ZM105 257V256H104ZM113 257V256H112ZM153 257V256H152ZM161 257V256H160ZM163 257V256H162ZM33 258V257H32ZM100 258V257H99ZM98 258V259H99ZM205 258H206V254H205V252H203V251H201L200 252V254L198 255V256H196L195 258H193V260H192V263H190V264H204L203 263V261L205 260ZM129 258H127V260H128ZM164 259V258H163ZM192 259V258H191ZM106 260H107V258H106ZM157 260L158 259H156L155 260V262H157ZM171 260L172 261H174V263H171ZM105 261V260H104ZM41 262V261H40ZM127 262V261H126ZM129 262V261H128ZM161 262V261H160ZM112 264H113V262H111ZM131 263V262H130ZM186 263L188 264V261H186ZM39 264V263H38ZM41 264V263H40ZM47 264V263H46ZM110 264V263H109ZM156 264H159V263H156ZM240 264H241V262H240Z\"/></svg>",
  "mask_w": 264,
  "mask_h": 264
}]
</instances>
